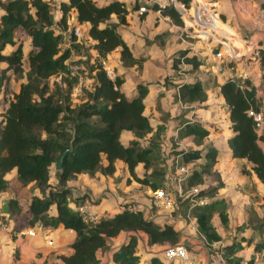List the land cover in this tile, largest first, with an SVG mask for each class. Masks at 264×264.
<instances>
[{
  "label": "trees",
  "instance_id": "1",
  "mask_svg": "<svg viewBox=\"0 0 264 264\" xmlns=\"http://www.w3.org/2000/svg\"><path fill=\"white\" fill-rule=\"evenodd\" d=\"M177 2L189 7L191 0ZM138 5L129 8L120 0H105L101 4L95 0H61L57 4L59 15H56L51 0H0V95L4 94L10 76L22 80L0 114V198L9 190L16 193L21 189L29 197L25 203L8 199L15 203L7 212L18 221L12 225L14 235L24 224L52 229L63 227L75 233L71 252L60 255L61 264H98V250L110 253L111 264H172L157 254L143 259L137 250L138 233L145 234L146 245L150 247L180 243L181 233L171 223L160 225L140 211L124 208L111 215L103 213L96 219L81 214L77 208L88 196H72L67 184L80 174L95 178L113 176L119 160L128 171L127 181L133 178L151 190L165 189L166 168L156 140L163 126L154 131L144 114L148 86L138 84L135 94L127 96L123 76L115 73L111 79L103 66L116 49L123 65L140 64L141 59L133 56L118 31L119 26L127 24L129 9H137ZM146 7L159 11L178 26L184 25L181 13L173 5L152 3ZM261 7L264 8V2ZM113 16L115 22L111 20ZM73 18L78 25H85V39L89 44L73 34ZM6 46L12 49L5 52ZM182 62L188 68L182 69L179 66ZM202 63L199 56L188 55L184 49L172 57L171 68L176 72H194ZM258 64L264 69V51ZM228 65H232L231 61ZM84 80H90V86L83 85ZM77 86L80 94L74 101L73 90ZM175 86L174 99L186 107H198L207 100L206 87L199 79ZM217 86L231 130L227 139L229 155L246 160L250 167L243 173L255 174L264 185V136L256 134L248 115L249 109L264 106V86L261 96L248 78L229 76ZM124 131L132 135L127 144L121 141ZM209 133L197 120L180 122L178 139L190 138L200 148L180 151L177 155L181 165L198 163L199 167L192 168L182 192L203 185L207 176L213 180L198 193L191 194L190 199L206 198V204L187 205L198 232L212 243L223 239L213 223L215 217L228 229L229 204L227 198L217 197L224 184L214 170L217 150L204 143ZM145 139L149 144H141ZM70 146L72 149L64 156L61 168L56 169L55 162ZM138 165L143 168L141 175L136 172ZM13 169L15 174L7 179L5 176ZM88 201L99 202L92 198ZM186 208L181 210L183 215ZM0 219V224L8 223L5 216L1 215ZM247 228L252 229L248 236L243 234ZM121 232L125 239L114 249L112 238ZM225 238L228 241L215 249L224 264H241L243 258L239 252L245 246L252 247L259 254L257 261L264 264V217L253 212L246 222L236 226L233 235ZM255 261L252 256L247 264Z\"/></svg>",
  "mask_w": 264,
  "mask_h": 264
},
{
  "label": "crops",
  "instance_id": "2",
  "mask_svg": "<svg viewBox=\"0 0 264 264\" xmlns=\"http://www.w3.org/2000/svg\"><path fill=\"white\" fill-rule=\"evenodd\" d=\"M120 1H123L129 8L133 7L136 4V2H133L131 0ZM196 1L197 0H193L194 3ZM214 2L217 11L219 12L220 16H222V18L224 19V23L232 31L236 32V35L246 37L250 36V40L264 45V8H261L260 5V3L264 2V0H214ZM176 9H178V11L181 13V7L178 6ZM132 12H135L137 14L138 11L137 9H129L128 15H132ZM148 13H153V15L159 16V18L162 19V22L164 21V23H166L169 31L173 34V36L176 38V41L178 42V50L186 49L188 50V55L196 54L197 56H199V58L203 60V63L194 72H176L175 70H173L177 73V76H181V79L172 80V83L170 82V80H168L169 83L167 84L170 85H167V87L162 85V92L165 93H163L162 97L160 98V101H162L161 106L166 112V114L170 112L171 115L168 116L170 117V119L174 118L175 109H177L178 107H186L180 101L174 99V94L177 92V87L175 86V84L179 82H190L195 79L201 80L204 84V79L194 78L195 75H198L199 72L203 69L204 71H211L216 74L218 71V65H216V63L219 61L214 54L217 51H221L224 55L222 61L225 65L221 67L223 68V71L221 73L216 74L217 78L214 85L205 86L207 92V100L203 103V105H206L207 108L205 110H202L201 112L199 107H196L195 110H192V112L197 113V116L195 118L190 119L201 122L210 130V133L204 139V142L207 141L208 143H210L211 146H213L217 150L218 160L214 164V170L219 173L221 182L224 184L223 187L218 190L217 197L227 198L229 204L227 210L228 229H224L223 226L220 224V221L215 217L213 223L216 227L217 232L223 237V239L208 243L206 239L198 232L196 220L190 214L189 207H191L192 203L186 209L185 215L181 213L182 209L178 208L179 206L177 204L174 210L171 211H168L163 207H153L150 211L152 220H154L160 225L171 223L174 228L181 233L180 242H184L186 244L190 252V256L192 258V264H224V260H222L220 254L215 249L218 248L224 242L228 241L225 237H227L228 235H233L235 233L236 226L246 222L248 216H250V214L252 215L253 212H255L258 217H264V185H262V183L255 176V174L243 173L244 169H249L250 167V164L246 160L232 158L229 155L227 139L231 134V130L229 127L227 109L224 105V100L221 96L217 84L224 82V80L229 76H236L237 78H241V73L246 71L248 76L247 78L256 87L257 93L261 96V87L264 86V69H262L259 64H252V66L250 67L246 65V63L244 62V58L239 56L244 48L240 43L237 44L236 47V57L230 58L227 54L226 44H224L226 42H224L222 46H216L213 42H209L208 39L206 40L204 38V34H196L195 28L186 27L185 24L182 26H178L174 24L169 17L163 16L160 14L159 11H154L148 7L147 11H145L141 16H149L150 14L148 15ZM128 15L127 24L119 26L118 29H121L125 26H129ZM111 19L113 21H116L115 16H113V18ZM182 20L183 22L187 21L186 19ZM186 24L189 25L187 22ZM79 26L85 29V25L79 24ZM239 29L242 30V32ZM122 31H126V37L121 31L119 32L121 33L122 37L125 39L129 48L132 51L133 44L130 41L132 39L130 35L131 33L129 30ZM227 44L229 46L230 42ZM164 47H167V44H165ZM11 49V46H6L5 52H9ZM113 52H118L119 57L118 49L112 51L110 54H112ZM110 54L107 57L108 59ZM133 56L136 57L135 55ZM229 61H231L232 63V65L230 66L228 65ZM179 66L182 69L188 68V65L183 62L180 63ZM235 67L236 69L234 70ZM226 71H228V73H226ZM19 80L20 82L22 81L21 79ZM210 90H213L212 94ZM134 94L135 92H132L130 95H126L133 96ZM170 95L172 98L169 99L168 96ZM212 95L216 96L217 102L221 105V108L218 106L216 107L213 102ZM150 96L152 97L153 94L152 89L149 88V92L146 98L144 99V114L146 116V109L153 102H151ZM155 100L156 99H154V104L156 102ZM262 101H264V98H262ZM192 106L195 105H191L189 107ZM214 117H216L215 120L213 119ZM149 120L151 125L153 126V130L155 131L158 126H155L154 123L151 122V119ZM212 122L218 124V126L211 127L209 123ZM163 124L164 122L162 121V126ZM178 126L179 125L170 129L168 127V135L171 134L174 135V138H178ZM123 135H126L125 141L122 140ZM131 138L132 135L128 131H124L121 134V141L123 144H127ZM175 156L173 158L178 157V155L176 157ZM201 161L203 160H200V162ZM120 166L124 168L128 174V171L125 168L124 164L119 160L116 161V172L113 176H100L99 178H95L87 174H80L77 179L69 181L67 183L68 186H70L72 189V196L86 194L88 196V199H98L99 202L91 203L90 207L91 213L96 214L97 217L101 216L103 213L108 214L109 210H112V213L121 211L125 203H131L136 200L139 201L140 196L135 193L132 195H128L123 194L122 192H118V195L115 194L114 196V194H112L111 192L104 191L101 194L97 193V195L87 184L89 183V181L92 180L99 182L100 180H106L113 177L117 178ZM139 167L142 168L141 165H138L136 167L137 173ZM14 174L15 169H13L5 177L7 179H10L13 177ZM128 176L129 174L126 177L128 178ZM230 177L232 178V180H230ZM127 178H125L126 183L128 182ZM77 185H79V187ZM80 188H87V190L80 191ZM165 189L166 191L170 190L171 193L173 191L182 193L181 185L177 181L172 180V177L168 175H166ZM26 193L27 192L22 189L19 191L17 190L16 193L13 190H9L5 192L0 198V216H5V219L8 220L7 224H0V264H42L44 261L47 264H61L60 255H66L71 252L70 243L75 237V233L72 230L65 229L63 227H57L52 229L34 226L33 228L36 231L35 235L32 236L28 234H23L21 237H18L17 233L19 231H25L26 229L31 228L24 224L23 226H19L17 228V231H15V235L11 232L12 225L14 223H18V221L15 220L14 217L10 218L8 216L7 212L9 207L11 206V203L8 201L9 207H4L2 202L3 200H5V198H16L21 202L25 203L29 198ZM88 199L86 201H88ZM0 222H2L1 219ZM251 233L252 229L247 228L243 231V234L246 236ZM138 236L139 243L137 250L143 259L149 258L150 256L154 255L153 252L161 248L150 247L146 245V236L144 233L139 232ZM46 237L52 239L51 244H47ZM124 239L125 234L123 232L119 233L116 237L112 238V248L117 249ZM239 255L243 258L241 264H247V259H250L252 256L256 258L255 264H262L257 261L259 258V254L254 252V250L250 246H245L239 252ZM97 258L99 260L98 264H111L109 252H103L101 250H98Z\"/></svg>",
  "mask_w": 264,
  "mask_h": 264
},
{
  "label": "rangeland",
  "instance_id": "3",
  "mask_svg": "<svg viewBox=\"0 0 264 264\" xmlns=\"http://www.w3.org/2000/svg\"><path fill=\"white\" fill-rule=\"evenodd\" d=\"M60 1L61 0H51V5L56 15L58 13L57 4ZM95 1L101 4V3H104L105 0H95ZM161 1L162 0H160V2ZM200 1L201 0H199L198 2ZM192 4H194L193 0H191L190 2V7L192 6ZM190 7L186 8V11H184L183 9L181 11L182 16L185 19L186 18L188 19L189 18L188 16H190ZM143 13L144 12L142 13L137 12L136 14L135 12H132V15L130 16L128 15L129 16L128 17L129 26L122 27L123 29L122 28L118 29V31H121L124 34V36H125L126 31H122V30L130 31L131 33L130 35L132 37L130 41L133 44L132 53L137 58L141 59L140 64L134 65L131 67L125 66L119 60L118 52H113L112 54H110L109 59L107 58L103 62V66L105 63L112 70V73H113L112 78H114L115 73H119L123 76L125 80L124 85H123V89L125 88L124 89L125 94L130 95L132 92H136L137 85L141 83L146 84L150 89H152L153 96L152 97L150 96L151 98L150 100L151 102L152 101L153 102L151 103L150 106L147 107L146 114L148 118L151 119V122L154 123L155 126H162V121L164 122L163 132H162V128H160V137L156 138V140L159 141L161 160H163L164 162V165L166 168V175L176 180L181 175L177 173L175 169V158L173 157L175 155L177 156V152L200 148V146L196 145L190 138H182L178 140V138H174V135H171V134L168 135V127L169 129L174 128L177 125H179V123L182 121L191 120L190 118H195L197 116V113L192 112V110H195L196 107L195 106H192V107L187 106L184 108L178 107L177 109H175V115L173 119H170V117H168L171 115L170 112L168 111L169 113L166 114V112L162 108L161 106L162 101H160V98L162 97V94L165 93V92H162L163 91L162 85L167 87V85H170V84H167L169 83L168 80L172 81V80L181 79V76H177V73L173 71V69L170 66L171 57L175 55L177 50L179 49L178 42L176 41V38L173 36V34L169 31L166 23H164V21L162 22V19H160L159 16H155L153 15V13H148V15L150 14L149 16L142 17L141 15ZM71 15L72 14L70 13V16ZM210 15L212 16L213 20L215 21L217 20L216 16H214L211 13ZM219 17L224 22V19L222 18V16H219ZM72 31H73V34L75 35L74 27ZM240 31L242 32V30ZM76 36L84 44H89L87 42V39H85V29L84 28L81 27L80 33ZM165 44H167V47H164ZM216 65H219L222 67L225 64L217 62ZM25 68L27 69L26 64H25ZM235 69L236 67L234 68V70ZM251 70H248V71H251ZM222 71H223V68L218 69L216 74L221 73ZM226 73H228V71H226ZM216 74L211 71H204L203 69L199 72L198 75H195L194 78H202L204 79L205 86H211V85H214V83L216 82V78H217ZM53 79H55V77H53L52 80ZM19 83H20L19 79L10 77V80L6 84L4 95H0V114L6 108L7 102L11 98L12 94L17 91ZM90 84H91L90 80L83 81V85L90 86ZM210 91L212 94L213 90H210ZM79 94H80V86H77L73 90L74 101L77 99ZM212 97H213V102L216 105V107L218 106L221 108V105L217 102L216 96L212 95ZM168 98L169 99L172 98L171 95L168 96ZM154 99H156L155 104H154ZM198 107L201 110V112L202 110H205L207 108V106L203 104L199 105ZM213 119L215 120L216 117H214ZM209 125L211 127L218 126V124L213 123V122L209 123ZM122 140L123 141L126 140V135H123ZM204 143L210 145V143H208L207 141H205ZM141 144L147 145L149 144V141H147L146 139L142 140ZM188 167H189L188 170L190 173L192 171V168L199 169L198 163H194V164L191 163L188 165ZM142 172H143V169L139 167L138 174L141 175ZM51 175L53 177V171ZM127 175L128 174L126 170L120 166L119 173L117 175L118 177L120 176L119 178L113 177V178H109L106 180H100L99 182L92 180V181H89V183L87 184L89 185V187L92 188V191L95 192L96 194L97 193L101 194L104 191L111 192L112 194H114V196L115 194L118 195V192H122L123 194H128V195H132L135 193L140 196L139 202L147 201L149 198L151 189H149L147 186L141 185L139 182L135 181L133 178H131V180L126 183L125 178H127L126 177ZM204 180L205 181L203 185H201L202 188H204L205 186L213 182L212 178L208 176L205 177ZM230 180H232L231 177H230ZM85 182H88V181H85ZM183 184H184V180H181L180 181L181 188H183ZM77 186L79 187V185ZM85 190H87V188H80V191H85ZM168 193L173 195V197L176 199V204L179 206L178 208L182 210H185L184 208L188 207L187 205L192 203V200L190 199L191 195L189 194V190H186L185 192H182V193H178L176 191H173L171 193L170 190H168ZM2 203L4 207L6 206L9 207L8 198H5V200H3ZM14 204L15 203L13 202L10 205H14ZM108 214L109 215L113 214L112 210H109ZM153 253L156 254L157 250Z\"/></svg>",
  "mask_w": 264,
  "mask_h": 264
},
{
  "label": "built area",
  "instance_id": "4",
  "mask_svg": "<svg viewBox=\"0 0 264 264\" xmlns=\"http://www.w3.org/2000/svg\"><path fill=\"white\" fill-rule=\"evenodd\" d=\"M136 2L138 5L137 11L139 13L147 11V4L158 3L160 6L164 5H173L175 8L178 6L181 7L184 11L186 8L183 4L178 3L177 0H132ZM152 1V2H151ZM182 11V10H181ZM212 13L216 15L217 20H213L212 16L209 14ZM220 14L216 9V5L214 0H198L192 4L190 7V16L184 22L186 27L195 28L196 34H204L205 39L209 40V42H213L214 45L222 46L226 44L227 47V54L230 58L236 57V47L237 44H242L244 47L241 51L240 57L244 58V62L248 67L252 64H258L260 60V53L264 51V45H261L258 42H254L250 40L249 37L246 36H238L236 32L232 31L219 17ZM182 17V16H181ZM182 19H185L184 17ZM74 21V31L75 35L80 33V26L77 24L76 19L73 18ZM186 22L189 24L187 25ZM226 25V26H225ZM233 40V41H232ZM229 46L227 43H229ZM216 58L220 63H223L222 59L224 55L221 51H217L215 54ZM104 69L107 72V75L111 78L113 76L112 70L104 63ZM218 69H221V66L218 65ZM246 71L241 73V78H247ZM248 115L251 116L255 131L258 136H264V106L261 109H249ZM175 169L177 173L181 176L178 179L172 178V180L177 181L180 184L181 180H185L187 176L190 174L188 165H181L179 163V158H175ZM166 181V180H165ZM201 186H195L190 188L189 194L193 195L199 192ZM192 204H206V198H196L191 199ZM176 206V199L173 197L172 194L168 193L165 189H157L151 190L150 195L147 201H133L131 203H126V205L121 209L124 208L128 211H140L146 218L151 219V209L153 207H163L164 209L171 211L174 210ZM91 202L85 201L83 202L77 209L81 214L87 215L89 218L96 219L98 218L96 214L91 213L90 211ZM4 226V225H3ZM2 226V227H3ZM23 234L28 235H35L36 231L33 227L26 229L25 231H19L17 233L18 237H21ZM47 244L52 243V239L46 237ZM160 258H162L165 262H171L172 264H192V258L190 256V252L184 242H180L174 246H164L157 250L156 253Z\"/></svg>",
  "mask_w": 264,
  "mask_h": 264
},
{
  "label": "water",
  "instance_id": "5",
  "mask_svg": "<svg viewBox=\"0 0 264 264\" xmlns=\"http://www.w3.org/2000/svg\"><path fill=\"white\" fill-rule=\"evenodd\" d=\"M71 149H72V147L70 146L66 151H64V152L62 153V155L60 156L59 160L55 162L56 169H60V168H61V166H62V161H63L64 156H65L66 153H67L68 151H70Z\"/></svg>",
  "mask_w": 264,
  "mask_h": 264
},
{
  "label": "bare ground",
  "instance_id": "6",
  "mask_svg": "<svg viewBox=\"0 0 264 264\" xmlns=\"http://www.w3.org/2000/svg\"><path fill=\"white\" fill-rule=\"evenodd\" d=\"M210 14V13H209ZM212 14V13H211ZM214 15V14H213Z\"/></svg>",
  "mask_w": 264,
  "mask_h": 264
}]
</instances>
